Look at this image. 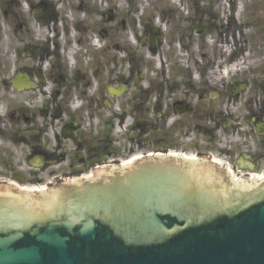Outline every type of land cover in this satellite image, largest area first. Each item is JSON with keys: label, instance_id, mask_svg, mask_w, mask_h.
<instances>
[{"label": "flooded vegetation", "instance_id": "obj_1", "mask_svg": "<svg viewBox=\"0 0 264 264\" xmlns=\"http://www.w3.org/2000/svg\"><path fill=\"white\" fill-rule=\"evenodd\" d=\"M161 155L264 178V0H0V185Z\"/></svg>", "mask_w": 264, "mask_h": 264}, {"label": "water", "instance_id": "obj_2", "mask_svg": "<svg viewBox=\"0 0 264 264\" xmlns=\"http://www.w3.org/2000/svg\"><path fill=\"white\" fill-rule=\"evenodd\" d=\"M0 264H264V181L150 156L45 192L0 185Z\"/></svg>", "mask_w": 264, "mask_h": 264}]
</instances>
